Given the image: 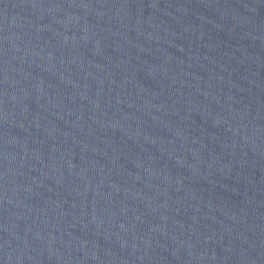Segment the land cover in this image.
I'll return each mask as SVG.
<instances>
[{
  "label": "water",
  "instance_id": "water-1",
  "mask_svg": "<svg viewBox=\"0 0 264 264\" xmlns=\"http://www.w3.org/2000/svg\"><path fill=\"white\" fill-rule=\"evenodd\" d=\"M0 264H264V0H0Z\"/></svg>",
  "mask_w": 264,
  "mask_h": 264
}]
</instances>
